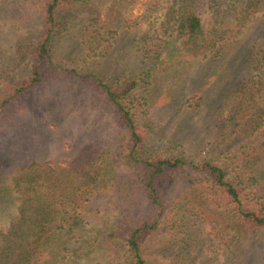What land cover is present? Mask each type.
<instances>
[{
    "label": "rangeland",
    "instance_id": "374dc122",
    "mask_svg": "<svg viewBox=\"0 0 264 264\" xmlns=\"http://www.w3.org/2000/svg\"><path fill=\"white\" fill-rule=\"evenodd\" d=\"M151 1L88 0L65 10L70 8L51 41L54 67L0 108V224L17 212L15 177L43 184L48 163L55 186L65 181L68 192L78 188L75 209L83 220L75 229L81 238L53 240L41 264H118L111 253L144 219L156 221L144 249L150 264H264V227L245 230L235 223L229 206L191 167L169 174L161 206L153 207L123 157L127 135L113 107L70 73L135 79L129 104L145 148L179 152L194 162L213 158L243 175L251 190L243 194L245 202L264 211V152L248 162L236 132L243 125L228 124L229 118L241 123L234 113L241 99L264 106V15L235 24L226 12L233 0H194L207 34L224 36L211 53L199 56L185 52L172 36L151 49L149 43L159 41L150 38L149 19L156 18L147 13ZM42 3L0 0V92L29 76ZM125 33L138 40L124 41ZM32 163L40 165L27 169Z\"/></svg>",
    "mask_w": 264,
    "mask_h": 264
},
{
    "label": "trees",
    "instance_id": "16d2710c",
    "mask_svg": "<svg viewBox=\"0 0 264 264\" xmlns=\"http://www.w3.org/2000/svg\"><path fill=\"white\" fill-rule=\"evenodd\" d=\"M85 1L88 0H43L42 30L33 49L29 76L0 92V108L21 96L20 94L28 92L31 87L41 82L46 68L54 67L51 41L56 29L65 12L70 9L65 11L69 6L74 7L75 3L83 6ZM149 3L147 13L150 12L149 16H156L154 20L149 19L154 28L152 32L162 38L150 35L151 39L159 40L149 43L152 50L165 37L172 36L185 52L205 56L216 48L217 38L224 37L222 33L207 34L201 18L192 8L194 0H152ZM228 5L226 12L232 16L235 24L244 23L245 19L258 13L264 15V0H233ZM154 11L157 13L153 14ZM123 39L138 40L135 33H125ZM70 73L102 94L113 107L119 125L127 135L123 157L136 172L134 181L153 207L161 206L162 190L169 183V174L191 167L195 177H199L215 196L222 198L229 206L235 223L245 230L264 227V211L250 207L243 198V194L251 190L241 173L231 174L225 166L211 157L194 162L186 160L179 152L160 154L145 148V138L129 104L137 86L135 79L114 82L91 71L71 69ZM262 85L264 86V79ZM239 91L234 95L240 94L241 90ZM234 113L240 115L241 123L234 122L233 118L231 122L229 118L228 124L243 125L239 126L241 131L236 132L239 134L238 138L244 141V158L251 162L264 152V106H256L254 100L241 99ZM39 165L32 163L27 169ZM43 166L46 167L43 184L38 183L35 178L24 183L16 177L14 179L13 187L19 194V202L16 214L6 223L0 224V264H41L43 257L49 256V243L53 240L81 238V234L75 235V229L83 220L82 215L75 209L80 199V195L75 192L78 188L73 186L68 192L65 181H60L55 186L51 176H47L51 166L48 163ZM190 182H195L193 177ZM5 190L7 195L9 189L6 187L4 192ZM70 205L74 207L71 210L68 208ZM155 227L156 221L148 219L131 227L119 242L118 248L111 253L118 257V264H150L144 255V249ZM248 263L247 260L246 264Z\"/></svg>",
    "mask_w": 264,
    "mask_h": 264
}]
</instances>
